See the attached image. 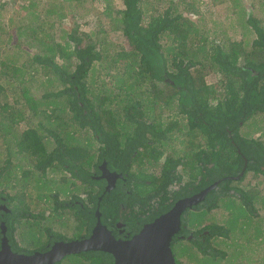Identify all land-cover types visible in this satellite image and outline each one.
<instances>
[{
    "label": "trees",
    "instance_id": "obj_1",
    "mask_svg": "<svg viewBox=\"0 0 264 264\" xmlns=\"http://www.w3.org/2000/svg\"><path fill=\"white\" fill-rule=\"evenodd\" d=\"M87 2L99 12L89 32L81 30L76 14ZM232 3L240 11V25L251 30L254 39L248 33L238 40L217 32L216 24L210 27L200 13L205 0L2 3L0 9L10 5L14 14L8 24L0 22V43L7 37V51L0 46V143H10L0 151V159L4 153L6 158L0 166V187L13 178V159L24 187L30 181L36 184L39 201L54 198L42 192L49 189L44 183L48 168L71 171L85 184L83 195L90 205L86 210L73 208L75 238L89 237L96 224L93 210L102 193L90 174L103 161L135 186L132 194L113 191L103 196V224L108 218L111 223L119 220L122 205L140 214L141 224L152 222L177 200L217 182L208 194L210 202L214 199L210 210L220 208L234 190L241 194L242 208L253 215L245 188L234 183L250 172L264 176L263 137L247 139L239 133L253 117L264 116V19L255 13L258 5L264 15V0ZM208 75L217 83L210 84ZM38 116L40 122L31 124ZM85 129L93 136L86 137L88 145H71L75 134ZM185 180L180 192L168 196L173 204H162L168 190ZM2 197L10 213L0 212V224L6 225L12 250L19 253V222L38 217L16 195L1 190ZM146 207L151 213L143 218ZM55 209L57 217L63 215L64 209ZM214 228L217 236L229 233L222 226ZM55 238L60 240L59 235ZM58 264L115 260L108 253L90 251Z\"/></svg>",
    "mask_w": 264,
    "mask_h": 264
},
{
    "label": "rangeland",
    "instance_id": "obj_2",
    "mask_svg": "<svg viewBox=\"0 0 264 264\" xmlns=\"http://www.w3.org/2000/svg\"><path fill=\"white\" fill-rule=\"evenodd\" d=\"M8 2L9 0H0V6L2 3L7 4ZM248 2L251 4L254 3V0H248ZM64 5L69 6L70 4L65 3ZM70 11H72V9H70ZM0 12L3 15V18L0 20V22L8 24L9 18L14 14L13 9H10V5H8L4 9H0ZM238 12L240 11H235L232 0H205V4L200 6V13L205 17L210 27H213V25L216 24L217 32H226L227 35L238 40L244 39V34L249 33L250 36L248 38L254 39L255 35L253 32L251 30L246 31L240 25ZM98 13L99 12L96 10L95 6L90 4V2L85 3L82 8L76 10V14L78 15V23L81 24L82 31L89 32L92 30L93 26L97 24L95 20L98 16ZM255 13L258 18L264 19V15L261 13V9L258 5L256 6ZM67 26L68 25H65L66 28ZM2 38L4 41L0 43V46L3 45V47H1L3 51V49L6 48L4 44L6 43L7 37L4 36ZM125 46L128 47L127 44H125ZM100 75H103V73H100ZM207 79L210 84L217 83L216 77L214 75H208ZM44 88H46V85ZM49 90L53 91L54 87H50ZM48 109L50 111L53 110V106L51 105ZM52 113L54 112L51 111V114ZM40 120L41 118H39V116L33 117V123L31 124L36 125L40 122ZM239 133L243 138L247 139L260 136H262L264 139V116L253 117L241 128ZM88 137H91L90 133L88 134ZM84 141L88 142L86 138H83L81 142L84 144ZM9 144L10 143L6 142V140H2L0 143V151L5 152ZM4 154L0 159V166L6 159ZM12 162L13 170L11 174L13 178H11L8 184L5 181V184L0 187V191L6 190L10 195H16L22 201H26L32 212L37 215V217L42 222L45 223L43 224L44 227L51 226L54 231L71 237L73 235V230L59 224L58 221L60 220L57 218L56 221L48 224V216L51 215V218H55L52 213L53 201H46L43 199L39 201L36 198L39 192L36 189V184L33 181H30V184H28L27 188L24 187L25 182L24 180H21V172L19 171V168L15 167L16 160L13 159ZM25 167L27 168V165H25ZM64 176L67 177L68 174L60 171V173L56 174L55 181L53 180V177H50V180L53 181H51V184L47 183V188H49V186L51 188H49L48 191H42L43 194L51 197L56 194L60 200H68L74 192L70 193L68 191L70 186L64 185L63 181H61V178H65ZM47 181L49 180L46 177L44 179V183ZM234 186L237 188H245L244 190L246 192V198L253 203V215L247 210V208H242L243 205L241 201L237 203L233 199H227L221 203L220 208L210 214L206 211L192 212L189 216V225L191 227H197L206 222H214L215 225L222 226L228 230L229 233L227 236L241 238L237 239L235 242L233 241L232 245H230L233 249H231L232 254L227 257V264H264V176L262 174L250 172L242 182H236L234 183ZM25 190L27 191L26 193ZM36 220L38 219H32L29 222H34ZM17 239L19 241V231ZM175 250L178 260L180 257L188 256V259H190L192 264H221L219 262L221 257L211 256L208 258H201L200 252L195 250L194 247L187 243H181L177 248L175 247ZM234 261L238 262L234 263Z\"/></svg>",
    "mask_w": 264,
    "mask_h": 264
},
{
    "label": "flooded vegetation",
    "instance_id": "obj_3",
    "mask_svg": "<svg viewBox=\"0 0 264 264\" xmlns=\"http://www.w3.org/2000/svg\"><path fill=\"white\" fill-rule=\"evenodd\" d=\"M89 133L91 137H93L92 133L87 131L86 129L81 130V132H77L74 136V138H76V141H71L70 144L73 146H78L80 148L86 147L88 145V142L84 141L85 143L83 144V142L81 141L83 140V138H86ZM63 172L65 174H68L67 177L64 176L65 178H61V181H63L64 185H69L71 187L72 183L74 182L76 183L74 190L70 192V193H73V192L74 193L68 200L62 201L58 197L57 202L54 201V198L55 196H58V195L54 194L53 195L54 198L52 200L53 201L52 202V209H53L52 213L55 218H51L50 217L51 215H50L47 217V219L49 220L48 224H50L53 221H56L57 219L60 220L58 221L59 224L66 226L69 229L73 230V235L69 237L65 234H61L57 231H54V229L51 226L44 227L43 224L45 223L42 222L39 218H37L38 220L34 222H28L27 224L19 222V241H18L19 253L22 252L21 254H25L26 252H29L30 250L32 251V253L27 254V255H32L36 252L44 253V252L50 251L56 243L70 242L74 240H82V239L88 238V237H83V236H81L80 238H75V233L77 231V223H76V218L73 214V208L79 207L82 210H86L87 208H90V205L87 201V195L85 194L83 195V192L86 191V186L85 184L78 181L77 179H74L72 172L69 171L68 169L64 170ZM73 172L74 174H76V176H80V171L78 169H73ZM57 173H60V170H56L55 168L47 169L46 177L49 180L47 181L48 184H51V181L53 180L55 181V176ZM90 175L94 181L99 183L98 187L102 193L101 196L98 197V204L96 208L93 210L95 218H96L97 212L100 213L99 205L105 194L112 193L113 191H117L118 194H121L122 192L132 194L133 191L135 190V186L133 184H129L127 180V175L125 178L123 174L118 173L116 171H112L108 167V163L106 161H103L96 168H94ZM50 177H53V180H50ZM135 182H138V181H135ZM186 182L187 181L185 180V181L180 182V184L172 186L168 190L169 194H166L164 199H162L161 201L162 204H165V205L173 204V199L169 198L168 196L174 193L180 192L182 187L186 185ZM109 184L111 185L113 184V189L111 191H107L108 189L107 187L109 186ZM49 188L51 187L49 186ZM201 192L196 193V194H191L190 196L177 200L170 210H168L161 216L155 218L152 222H149V223L141 224V222L137 220L140 217V214H137V212H135L131 206L124 207V205H122V211L120 212L119 220L111 223V219L108 218L107 224H103V223L102 224L108 228V230L112 233V235L117 240H130L133 237L137 236L146 225L152 224L158 218L168 214L174 208L177 202L185 200V199L193 198L201 194ZM208 194L205 196L204 200L201 201L198 205H194L191 208L185 209L181 215L180 229L172 237V243H171V247H172L173 255L176 260V264H192L190 259H188V256L180 257L181 259L179 258L178 260L175 247L177 248L181 243H187L190 246L194 247L195 250L200 252L201 258L218 256V257H221L219 260L221 264H227V257L232 254L231 249H233L230 245H232L233 241L235 242L237 239H241V238H234L231 236L215 235L213 232L215 231L214 227L216 226L214 222H211V223L206 222L197 227H191L189 225V216L192 212L206 211V212H209L210 214L217 210V209H214V210L209 209V206L212 202H214V199L210 202V197H208L209 196ZM75 196H77L78 199H74L73 197ZM227 199H233L235 200V202L239 203L241 199V194L234 190H231L230 192H228ZM5 200L6 199L4 197L0 198V212L2 213H8V210L4 208V206H7L5 203H3L5 202ZM48 201H51V199ZM55 207L59 208L60 210L64 209L63 215H59V217H57L54 212V210H56ZM150 209L151 207H146L145 208L146 213L141 215V217L143 218L148 217L149 214L151 213ZM132 212L134 213L135 216L131 214ZM100 215H101V222H102V214L100 213ZM3 224L4 222L0 224V227H2ZM96 224H97V221H96ZM95 226L93 227L91 234ZM7 231L8 229L6 227V233ZM17 234H18V231L16 232V237L18 236ZM55 235H59L60 240H56ZM39 244H43L44 247L38 251L34 250V248H36ZM237 262L238 261H234V263H237Z\"/></svg>",
    "mask_w": 264,
    "mask_h": 264
},
{
    "label": "water",
    "instance_id": "obj_4",
    "mask_svg": "<svg viewBox=\"0 0 264 264\" xmlns=\"http://www.w3.org/2000/svg\"><path fill=\"white\" fill-rule=\"evenodd\" d=\"M235 179L239 180L240 177ZM217 187L218 182L193 198L177 202L168 214L146 225L137 236L130 240H117L102 224L101 215L97 212V224L90 237L56 243L50 251L44 253L19 254L11 249L6 237V227L3 224L0 264H58L69 256L90 251L112 255L115 264H176L171 243L172 237L180 229L182 213L185 209L198 205L210 191ZM107 188V191H111L113 184H109ZM4 208L8 210V213L10 212L7 206Z\"/></svg>",
    "mask_w": 264,
    "mask_h": 264
}]
</instances>
